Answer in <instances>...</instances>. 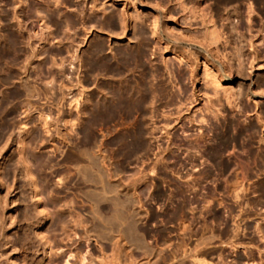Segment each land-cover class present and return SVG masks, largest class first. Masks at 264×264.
<instances>
[{"label":"bare ground","instance_id":"1","mask_svg":"<svg viewBox=\"0 0 264 264\" xmlns=\"http://www.w3.org/2000/svg\"><path fill=\"white\" fill-rule=\"evenodd\" d=\"M16 1L17 0H0V3H2V5L3 4L5 6L10 5L8 9L12 10V12L9 13L3 8L4 10L2 9L0 12V82H5V84L6 82L7 83L9 82L10 84H12L13 83L12 80L14 79H11V78L15 77L17 79V84L19 87H17L14 93L16 96H22L23 98L21 99L22 100L21 107H23L24 109L23 119H25V121L27 122L30 121L32 115L37 111L34 105V102H33V97L36 94H39L38 92L39 86L37 87L38 83L35 84L33 77L36 76L35 80L37 81L38 79L39 80L41 79V76L44 77L43 74H46V75L48 74L47 76L45 75V77L50 76L49 80L43 78L46 81L42 82L44 83L43 85H45L43 87L46 93L49 90L54 89L56 87V86L54 87V85H57L56 88L59 92L57 93L58 99L54 106L56 116L54 118H51L46 113H39L38 121L40 123V127L42 128V131L46 133L48 136V139H47L48 141L46 140L48 144L46 142L45 143L47 145H50V150L55 152L58 149L56 143L68 144V142H70L72 135L75 132L74 130L79 129L80 131L77 130L76 132L79 133V134L77 133L78 135H81V139H82L81 144L83 146L81 147L79 146L81 144H78V145L75 144L76 146H79V147L75 148L70 154L66 155L67 156L66 158L68 159V161L73 163L74 166L76 167L75 172L78 174H81V176L84 173L86 174L94 173V175L96 174L97 175V176L95 175L97 178L96 184L101 185L99 186L101 188L105 187L104 185H108L107 187L109 188H111L110 186H114L115 188L120 187V189L123 190V192L122 191L121 192L124 194H127L126 192H130L131 195L134 197L132 199L129 194V197L132 200H134L133 202L134 205H131L132 203L130 205L131 207L133 206V208L135 209L134 210L136 212L135 217L138 215L141 216L142 219L145 221L144 223H146V225L148 224L152 225L153 224L152 222L158 221L159 224L158 225L156 224V229L152 230L151 228L148 227L149 225L145 227L144 230L142 229L143 233L141 235L143 236L140 239L142 243L141 249L143 250L142 256L144 253V257H141V258H144V261L142 262L140 261L143 259H140L138 261H140L141 263L145 262V264H211L210 260L213 258H217V259H220L219 260L220 262H222V263L219 262L220 264H223L225 261H227L229 264H264V230L262 229V227H264L262 226L264 225V217H260L259 214L256 215L255 213L254 214L256 216H254V214H251L252 216H249L250 211L247 208L248 206L247 203H249L250 201L247 198L248 201L245 202V199H244L246 198L245 196L249 190V187H251L249 183L247 182L243 183L242 182L243 179L235 177V179L231 183H227L226 185H224L223 183H225L224 181L225 178L224 179L221 178V180L224 181L222 183V187L224 186L222 189L226 190V192L225 191L224 192L225 194H227L226 196L229 195L228 198H230L231 200V202L230 200H228V203H229L228 204L226 203V201L224 202L220 196L217 197L218 194L216 193L217 194L216 195L214 192L215 188H212L210 186L213 184L211 183H209V185L205 184L206 183L205 177L208 176V173H210V171L204 172L203 171L205 170L204 167H203V170L200 169L197 171L196 163L198 162H195V161L198 160L196 158L198 156L197 155L195 156V154L193 153L194 154L193 156H195L196 158L195 159V158H192V156L188 154L190 153L189 150L191 148H194L196 150V153L197 151H200V153L199 152L198 153L201 158L204 156V158L208 157L211 160L213 158L215 160L218 159L216 163L219 165L220 168L221 167L226 168L228 167L227 165L229 164L233 165L235 163H238L239 157H240L238 156L239 153L242 154L243 152L246 151L247 148L245 144H243V141L241 142V140L239 141L238 139L239 138L238 133L242 130L243 127L239 128L241 130L237 128L235 122L238 120V117L236 116L237 120L234 121L235 120L233 117L234 112H238L237 114H241L239 112H245L247 113L246 115L251 113L252 115L255 116V119H256L255 121L257 122V124L261 127V129L264 130V118H263L264 115L262 116L261 113H258V108H259L258 104H260L261 102L260 100H263L264 98V86L262 87V89H260L261 87L259 88L258 85L260 86L264 85V82L261 80L260 81L258 80L259 82H258L257 87L259 89L257 88L254 89L252 87H249L245 85L244 82L242 81H238L233 88L226 87L224 85L220 87L219 85V82H222L223 80L229 82L231 74L232 75L236 74V76L242 75L241 78L245 79L247 78V75L252 73L253 70H256V68L252 66L253 64L252 59L249 62H247V65L243 62L242 57H241L242 56L241 49H243L244 47L240 49L238 48L239 50L237 48H236L237 50H234L233 49L234 47H231L234 50L231 52H234L232 56H234L233 58L236 60V62L231 63L230 61L232 58L228 59L229 57H227L226 59L227 61L226 63H224L225 60L223 61V58L225 57L223 56L225 55H223L224 53L222 54L223 51L219 54L218 53L219 47L217 45L214 44L213 46L212 43L208 44V41L211 42L210 40L216 39L215 41H217L218 39L220 41V38L225 39V36L223 35L224 32H221L222 31L221 29H219L221 31H217V27L216 29H214L212 26H210V23H213V22L210 19L211 18L209 14L210 12L208 13V10H207L209 7L207 6L206 0H191L193 4H192V7H190V9L184 7L185 3L183 0H167L166 2L168 4L170 3L173 9L176 7H179L180 11H182L181 16L178 18L182 22V26L174 27L168 24L165 26H162L160 17H158V15H152L149 22L147 23V26L149 27L150 34L154 37L153 40H151L146 35L145 27L141 26L142 17L141 15L138 16L140 12H138V14L136 13L137 15L134 14V16H132V15H128V12H127L128 10L126 11L124 8H122L119 14L112 15L111 12L109 13V11L107 12V10L104 11V8L102 10L98 8L97 6L98 0H74L73 2L75 3V5H77L78 10L76 9L75 11V8L72 10L76 12V15L78 16V18L80 17V19L82 20V21L80 20L82 25L83 23H85L84 22L85 18L87 20L88 15H91L90 18L88 17L89 18L88 22L89 21L91 22V26L88 28H91V27L92 29L93 27L95 28V26H92L95 23L96 28L98 26L97 29L103 30V27L106 25L109 27V31H107L108 29L106 30L107 37L109 39L115 38L118 41V43H120L117 46V48L114 50L113 48L116 46H113L112 48L111 44H106L104 41L98 40V41H95L91 45V47L86 49V51L84 50L83 54H81L83 50L80 53L81 45L87 39L91 30L88 29L89 30L88 31L85 29L86 27L84 28L83 26V29H85V30L81 29L82 32L84 33L82 35L83 37L82 36H81L82 38L76 37L75 39V34H77L75 29H77L78 27L81 28L80 26H82V25L80 26L77 25L80 22L76 21L78 23H75L74 18L72 21V19H70L71 17H67L70 20H68L67 18H64L63 20L66 19L64 22L63 20L57 18L59 17V14L55 15L57 12H55L54 14L51 11L50 15H47L49 14L48 12H50L51 8H49L48 4H46L47 2L46 0H41V3L43 4V7L45 8V10H49L47 13L44 12L45 15H43L44 17L47 15L46 21H49L52 24L54 23L55 24L54 26L56 27V30L58 33L61 32V34H63L62 31H64V34H65V32H67L65 34L66 38L65 39L64 37L62 38L64 39V43L66 44L64 46H66L65 48H66L67 58L64 57L65 54L63 56L62 55L57 56L59 62L57 61L58 63H56L55 61H53L54 60L53 56H50L51 55L50 54L49 57L50 58L52 57L51 59L48 57V60L50 59L49 60L50 64L49 62L45 61L47 62L46 64H48V66L44 63V61L41 63V60H42L41 58L39 59L40 61L38 60L39 62L36 65L34 63V65L31 66L32 61L34 59L37 60L36 58L39 57L38 53L42 49H45V47L43 48V45L41 44L40 45L35 44V38H38V37L32 35L30 28H29L30 30L29 31L28 28L23 23V21L20 22V19L17 17V15H15V12L13 11V9H10V8L15 7V5H13L14 7L13 6L11 7V5L14 4ZM111 1H112V4H115L114 0H111ZM232 1L233 0H224L223 4H229V3H232ZM101 4L103 3L102 2L99 3V5ZM31 6H32V9H34L33 10L34 12L36 10L43 9V8H39L40 6L39 7L37 6V8L39 9H36L35 5H31ZM31 6L30 7L27 6L28 8L26 7V9L28 10H27V14H25L26 16L24 17L27 18L28 16H30V14L28 13H31V12L33 13V11H31L32 10ZM161 8H164V6L162 5ZM249 9L251 10L250 6L248 7V10L246 11L247 17L245 19L248 32H250L251 30V26H250L251 15L250 14L252 12V11L249 12ZM37 13L38 11H36L33 14L36 15ZM98 13L100 16L96 17ZM228 13H229L228 11L225 13L226 17L224 20L226 21L225 25H227V27L231 31L233 29V24H232L233 22H231L233 21V16L230 17ZM61 14L62 13H60V15ZM161 14H163V10ZM166 14H169V16L172 15L169 7L166 8ZM196 14L200 17L199 26L198 24L197 26H193L192 20L195 19ZM76 15L74 16L76 17ZM47 18L49 20H47ZM106 18L108 19L106 20ZM140 18H141V21H139L140 25L138 26L137 20H140ZM171 20L175 22L174 18H171ZM46 21H43V25L45 26L46 30H49L50 27L47 28ZM61 21H63L64 23L63 22L61 23ZM168 22H170V20H168ZM21 23L24 24L23 26L25 27H23ZM105 29L103 30L104 32H106ZM193 29L197 30L195 31V33L196 32H197L196 34L199 33L197 36H199L200 39L203 38L202 40L205 44L204 43L200 44V42H197L199 41V39L195 40L196 43L199 44L202 48H198L194 46L193 44L195 43L194 39L199 38V37H195L196 34L191 33ZM81 30L79 31L81 32ZM40 31L42 30L40 29ZM44 31L42 33V36H40L41 38L40 39L38 38V41H36V43L39 41L40 42L43 41L42 44L46 43L45 46L47 50L48 49L47 44H49V40L51 38V35H50L51 29L49 30L50 34L48 32L44 34ZM18 34H19V37H20V34L22 35L20 37L22 39H19ZM64 34L63 36H65ZM204 40H208L207 43ZM219 41H217V43ZM56 42H59V41H56ZM247 42H248L247 48L249 50L248 52H250L251 57H254L255 55L252 54L253 45L250 43V41H247ZM179 43H181L182 45H185V44L189 45L191 48H193L192 50L189 47L190 51H194L196 49L198 52L203 53L204 58H209L210 56L215 55L220 61L219 66H218L219 68H216L214 70H210L212 67L210 68L208 66L209 59H204L202 61V66H203L202 71L204 73V79H205L204 83L205 85L207 84L209 85V87L210 86L212 87L209 89H206L207 91L204 93L206 96L204 108H203V112L202 113L200 112V116L198 115L199 117L195 116L193 118L190 116V114L181 115L182 112H185V110L181 112L182 109L180 108H181V104H183L182 95L186 93L185 91L186 89L181 88L182 86L177 87L178 80L176 81V86L174 85L175 81H173L174 83L173 85L175 86L173 87L174 90L173 89L169 91L163 90L165 89L164 86H162L163 88H160V85L156 86L153 82L155 81L154 79H156V75L160 73V71H157L156 63H153L152 61H150L149 66L146 67L144 65V59L146 58L145 50L147 49L151 51L150 52L151 54L156 55V58L158 59L157 62H160L161 66L163 67V70L168 72L167 74L170 73V75H172L171 73L173 72V76H174V74L177 73V68H175L177 64H174V61L172 60V58L175 57V58L180 59V54H177V50H176V47L180 45ZM168 44H171L170 49L167 48ZM221 47H223V45ZM168 50L171 51L170 53L173 54L174 57L172 58L165 57L166 53H169ZM53 51H55V49ZM48 52L51 53L50 51ZM45 53H47V51ZM18 56H22L23 58L22 66L20 67L19 65L18 66L19 68L17 69L14 65V67L16 68V71H15L16 73L15 72L12 73V71L9 73L6 72V70L7 71L10 70L8 67L10 66V64L7 65V63L10 62L9 57H11L15 62V61H18V60H15L17 59ZM137 63H140L142 65L141 70H143V74L140 73L142 75V79L140 78L141 75L139 76V79L136 78L137 80L133 79L134 75H132L131 77L133 78L130 79L131 77H129L128 73L131 72L132 65L137 64ZM41 64L46 65V66L45 65L42 66V67H45V69L41 67ZM53 65L55 67L54 69H53ZM222 67H224V69L227 71V74H228L227 77H224V75L220 72L223 69ZM81 73H83L84 75L83 80L81 79L82 78L81 76H83ZM32 74L35 76H32ZM130 74H132V72ZM176 75H178V73ZM51 76L53 77V79H51L52 78ZM157 77L159 76L157 75ZM54 78H56L57 80H54ZM174 78L176 77H173L172 80ZM140 79L141 81L139 82ZM10 81H12V83ZM91 81H92V84L94 83L95 89H96V95L94 94L95 97L92 100L90 99V96L89 97L86 96L85 93L87 89H85L86 85H84V84L90 83ZM226 88H229V89H226ZM74 89L77 90V93L75 94H77L78 97L80 96L79 98L75 95L73 96L74 98H72L71 94ZM219 91H220V96L218 95L219 97L218 96L216 97V95L219 94ZM93 92H95V90ZM223 95H224L223 98H225L226 100L225 105L228 106V108L232 109L233 116L231 114L229 115L228 113H225L226 106L224 107L223 105L224 102L221 104L220 101L218 100ZM82 96L86 98H83ZM184 96H186L185 98H188L186 94ZM243 96L245 97L244 98L245 101L248 103H245L244 101H242L244 100L243 98L240 99V97H243ZM81 97H82V101H81ZM192 97H194V94L192 95ZM212 97L216 98V100H213ZM163 98L164 99L166 98V100L162 101ZM186 106H184L186 110L189 109V107L188 106L186 107ZM142 110L144 111L143 117H141L142 119L141 118L139 119V121L141 122L135 129L132 128L133 127L132 124L133 122L135 123L136 120L134 121V119L131 118L133 121L130 120V122H128L129 123L128 125L132 123L131 128L134 131V134H133L134 136H132L133 132H130L131 134L128 135V132L126 130L128 126L125 128H122L125 126L124 124L125 120H128L127 117L129 116L132 117L131 115H133L136 112H141L140 115L142 116V113H143ZM12 111L13 110H11L10 106L4 105L3 102H0V116L2 118L6 119L9 116L11 117L12 113L14 112ZM187 112H189V110H187ZM60 114H63L66 117L70 118V119L68 118L65 119L66 117L64 116L65 118L63 122L65 120L66 121L63 123V127L67 126L66 128L69 127V129L65 128L61 132L59 130V127L61 129L62 127L58 125L59 127L57 128L56 126L59 123V122L57 123V121L60 118L59 116ZM137 116L135 115V118H137ZM230 116H232L234 120H232ZM185 118H187V120ZM184 119L186 120L185 122L183 121ZM136 122H138V120ZM196 122L198 124L202 123L201 125L204 126V129H201L203 127L199 125L197 128H199L198 131L200 132L196 133L198 132L196 131L195 133L194 132L192 133L190 130L191 129L190 127L193 126L194 124H197ZM118 124L124 125L121 127L123 129L121 133H118L120 131H118V129L115 128ZM187 124L190 125L188 126L190 128L189 129L190 132L187 128ZM220 125H222L224 129L221 130V132L217 130L218 140L215 144H213L211 143L209 139V135H210L209 133H211L212 130L219 129ZM249 126H248V129L250 130ZM28 127L29 126H27L25 123L23 125V130L26 131ZM260 127H257V129H255V126L252 125L253 133H250L249 135L251 136L253 134L252 136H254V133H256ZM131 128L129 127L128 130ZM152 129L153 130L155 129V131L157 130L156 132L158 133L156 134H159L155 136L154 139L158 137L160 138L158 140L163 139L165 141H163L162 143L163 145H161L160 142L157 141V139L154 140L155 142L157 141L159 143L158 145H156L157 147L156 152L155 153L153 152L155 154V155L153 154L155 158H152L151 161L150 159L149 160L147 159L148 162L144 160V162L145 161L147 162V163L145 162L146 167H147L146 171L150 173V175L147 173V177H151L152 176L151 173H153L155 167L158 168L159 165H162L163 168L168 167L170 169L168 170L170 171L171 174H172V171H174L175 169H179V167L182 164L181 162L179 163L178 160L179 161L181 160L178 158L177 156L178 154H175L174 152H176L179 149L180 150L183 149L185 151H188L187 154L185 153L186 155H189V156H186L188 158V159L186 158L187 164L190 165V169L193 166H195L193 167L194 169L196 168L195 169L196 171H194V173H197V175H195L194 173H189V171L187 170V172L184 174L185 177L183 176L184 179L186 178L184 182L185 181L187 182V177H189L188 179H190V182L192 183L191 185L189 184V186L194 189L196 185L195 183L197 181L199 182L205 181V183H203L205 185H202L201 187L198 186L200 183L197 182L199 183L197 186L200 188V190L202 188L204 191L201 190L199 192V189L194 190L191 194L192 196L191 199L189 200L183 199L182 203H178V202L176 203L172 200L173 199L172 191L170 190V192L167 193L165 191L166 188L163 189V188H160L159 186L157 188L156 183L158 181H156V179L153 178L156 181V183L153 182V179L152 181H150L149 188L146 192L145 201H142L140 200L139 196L141 193L144 192V190L142 188H140L139 190H135V187H136V184L140 181V179L144 180L143 177L140 178V176H138L139 181L135 184L137 180L135 181L132 175H129L128 177V175L124 172L125 174L120 176L121 174H118L117 170H116L117 171L116 173L115 169L117 167H119V169L120 168L125 169L128 166V163H130L129 162L130 154L133 150H137L142 147L141 150L144 149L146 154L147 153L149 154V152L147 151L153 150V148L151 150V147L149 144L142 142L144 140L140 141V139L151 140V138H153ZM237 129L239 131H237ZM116 130L118 131L117 133H116ZM236 131L238 132L237 134L235 133ZM259 132L260 131H258V133ZM26 133L27 132H25V134ZM156 134L154 132V135ZM211 134L213 135V133ZM240 135H242V133ZM213 137H216V136H213ZM22 138L20 140H23ZM258 140L259 142L262 143L264 141V138L261 137L260 135V138L258 137L257 141ZM17 142L20 145L18 148V152L21 153L23 149H25L24 146H22L24 142L23 143L22 141H17ZM87 145L91 146V149L90 147L87 148L88 147ZM84 146H86L85 148L87 149H82L84 148ZM193 152L195 151L193 150ZM247 152L248 151H246L245 153ZM25 154L24 155L22 154L21 156L19 155L18 159H16L14 163L8 164L6 167H3V164L5 163V161L3 160L4 158L2 159V162L0 161V264H3L4 262L9 263V259H10L9 253L10 252L8 254L4 253L5 252L4 249L7 243L9 242V240L8 239L5 240V238L9 237L7 233L10 230H14V232L17 231V235L13 237V239L10 241H12V243L19 244L21 246L20 248L24 250V252H22L19 255V258H20L19 260L21 264L30 263L28 262V260L31 257H33V249H35L34 247H35L36 241H38V245H39L38 249L40 251L39 250L38 251L40 252V254H42L44 258L47 257V255H49L48 252L50 253V251L52 250V248H50V244L48 241L49 239L46 238L47 236L45 237V234L43 233L41 234L39 232L37 233L36 231L37 225H34V222H32V217L37 216L35 214L36 211L35 213H33L34 208H35L34 206H36L37 204L33 205V203L35 204L36 203L35 201L39 200L38 199L39 193L35 186V181L32 176V171L30 168L31 165L28 161L29 157L28 156L26 157ZM148 154H147V157H148ZM168 154H169V158H168ZM256 154L257 153H255V155ZM1 156L2 155H0V157ZM241 157H244V156H241ZM256 157L254 156L255 160H257ZM153 159L154 161L152 162ZM11 160L12 159L10 158V162ZM80 161H85L86 164L79 165ZM200 162L202 164L203 161H199V163ZM258 162H260L259 165H262L264 169V153H263V156L261 155L260 161ZM21 164H23L21 167L22 168L21 175H20L21 177H18L20 173ZM240 166H241L240 168L244 167L242 166V164ZM246 167L244 169H246ZM256 167H257V164H256ZM193 168L192 170H194ZM260 169H258V171ZM227 170L229 171V168H227ZM262 171L263 170H261V172ZM163 172L165 173L166 171L163 170L162 172L160 171L159 173H163ZM242 175L243 176L241 178H244V174ZM154 176H156V174ZM6 177L12 178L11 183L7 182ZM179 177L182 178L181 176ZM21 178L23 180H21ZM130 178H132L134 182H132ZM161 178L163 179V181H166V182L170 181V179L165 180L163 177ZM163 181L162 183H164ZM171 181L173 182L174 180H171ZM180 181L182 182V180ZM139 184H141V181L139 182ZM263 186L260 188H264ZM215 187L217 188V186ZM219 187L221 188V183ZM172 188H175V187H172ZM191 188L190 190H188L189 188L187 189V193L192 191ZM260 188H257V190L258 189L260 190ZM103 190H105V188L104 189L102 188V191ZM179 190L181 189L179 188ZM196 191L197 193H200L201 196L205 193L203 195L205 198L198 197L200 195H197L196 198L206 199L209 196L210 199L208 198L209 199L208 202H205L208 199H206L205 201H202V202H205L206 204L202 203V205L199 207L201 210V211L199 210L200 213L198 211L200 216L197 215L198 217H196L195 215L191 213L193 218L189 217L188 219V216L186 215V207L188 206L189 208L188 210H192L195 207L198 208L197 203H195L196 202L195 196H193L194 192L196 193ZM201 192H203V194H201ZM259 192L258 194L260 195ZM118 193L120 192L118 191ZM263 193H264V189H263ZM18 194H22V196H19L20 198H18V203L21 202L22 203L21 205L23 206V211H21L20 213L23 216L24 223L21 226L18 225V218L17 220H14V214H15L14 212L17 211L18 213L19 208H20V207L18 208V204L17 205L14 204L16 201L15 198L16 196H18ZM126 196H128V194ZM35 198L38 200H36ZM34 199L35 201L33 202ZM262 199L264 200V198ZM263 200H260V201H263ZM29 201L32 202L31 204L33 205L34 208L33 207L31 208H33V211L29 207V205H26V203ZM152 201H154L155 204L157 205L156 209H154V207L152 206ZM253 201H256V200H253ZM210 202H212V204ZM250 203H253V202L251 201ZM255 203H258V202H255ZM110 204L103 203L102 205L101 204L99 205L97 203V205L100 206L99 207L100 211H103V213L105 211H108V214H109L108 215L109 219H107L108 217H106L105 219L106 214L104 213V216L102 215L103 216L102 217L101 214L99 213L98 217L100 216L102 218L101 219L99 218V221L97 219L98 224H100L101 226H105L107 224L109 225L111 224V226L113 225V227L114 225L119 226L115 228L117 230L114 233L112 232L113 230L112 231L109 230V229H112L110 228L111 226L107 228L110 232H112L109 234L106 242H104V244L109 246L111 250L110 259L107 260V263L108 264H131L132 261L129 262V259L131 257L129 254L128 239L126 238L127 236L126 234L129 230L128 227H131V229L132 228L136 229L138 226L136 227L135 221H134L135 223L132 222L130 224L131 226L128 224L129 222L128 218H131V217L128 216L130 214H127L129 212L126 211V208H124V210L120 208L122 212L116 213L115 212L116 206L113 207L115 208L113 210L116 213L115 214L111 212L112 203ZM251 207H254V206H251ZM40 210H41L39 211L40 214L44 213L40 215V217L42 218V222H43L46 219V213L42 212L44 211L43 209H40ZM109 211L112 214L117 215L118 218L120 217L119 219H121L120 220L121 222L118 221L119 219H117V217H115L112 214H111V217H112L111 219ZM134 211H132V213H134ZM6 213H8V216ZM113 216L117 219L120 225L117 224L118 222L116 224L113 223L115 221V218ZM135 217H132V218L134 219ZM190 218L193 219L194 222H192L193 220H191ZM59 222H60L59 225H62L61 220H59L57 223ZM74 222L75 224H78V225L82 224L84 227L85 224L83 223L86 221L84 218H80L79 220L75 219ZM62 226L64 228V225ZM100 232H98L99 235L103 237L104 234L102 233L103 235H101ZM65 234H66L65 237L70 240L69 235L67 233ZM73 236L74 238H76L77 237L76 233H73ZM36 237L38 240H36ZM150 237H153L152 242H150V239H148ZM96 238H97V235H96ZM89 239H90V236H85L84 240L86 241V249L88 248L87 241ZM100 250H101V247H100ZM36 252H37V249H36ZM67 256L69 257L71 256V254H68ZM42 259L43 258H41L40 261H43ZM83 259L84 258L82 256L80 259V263H82ZM221 260H224V262ZM89 261L93 262L94 260H92L91 258L89 259ZM32 262L33 261H31V263Z\"/></svg>","mask_w":264,"mask_h":264},{"label":"rangeland","instance_id":"2","mask_svg":"<svg viewBox=\"0 0 264 264\" xmlns=\"http://www.w3.org/2000/svg\"><path fill=\"white\" fill-rule=\"evenodd\" d=\"M46 1H47L46 4H48V7L53 9V10L50 9V12H48L49 10H45V8L43 7V4L41 3V0H38V1L37 0H17L14 4L11 3L12 4L11 7L13 5H15V7L13 6L15 8V10H14V8H10V9H13V11L15 12V15H17V17L20 19V22L23 21V23L28 28V30L30 28L31 34L36 36V37H38L39 39L41 38L40 36H42L43 31L46 30L45 26L43 25V21H46V17H47V15H50L51 11L54 14H55V12H57L55 15L59 14V17H57V18H59L61 20H63L64 18H67V17H71L70 19H72V21H73V18H74V22L75 23L80 22V23L77 24L78 26L82 25L81 24L82 20L80 19V17L78 18V16L76 15V12H75L76 9H77V5H75V3L73 2L74 0H60V1L59 0H49V2H48V0H46ZM114 1H115V4H112L111 0H98V3H97L98 5L97 6H98V8H100V10H102L104 8V11L107 10V12L108 11H109V13L111 12L112 15L113 14H116V15L119 14L122 8H124L126 11L128 10L127 11L128 15H132V16H134V14H136V13L138 14V12H140V14H138V16L141 15V17H142V22H141L142 25L141 26L145 27L146 35L151 40H153L154 37L150 34L149 27L147 26V23L149 22V20H150L152 15H158V17H160L162 26H165L167 24L171 25V26H174V27L182 26V22L178 19L181 16V14H182L181 12L182 11H180L179 7H176V8L173 9V7H171L170 3L168 4L166 2L167 0H114ZM183 1L185 3V4L183 3L184 7L188 8V9H190V7H192L193 3H192L191 0H183ZM101 2L103 4L99 5V3H101ZM206 3H207V6L209 7L207 10H208V13L210 12L209 13L210 17H211L210 19L214 23L215 27H214L213 23H210V26H212L214 29H216V27H217V31H221L222 30L221 32H224L223 35L225 36V39L224 38L223 39L220 38V41L217 39V41H219L218 43H217V41H215L216 39L210 40L211 42H209L208 40H204V41L206 43L208 41V44L212 43L213 46H214V44L217 45L219 47L218 48L219 49L218 50L219 54L223 51L222 54L224 53L223 55H225V56H223V57H225V58H223V61L225 60L224 63H226L227 57H229L228 59L232 58L231 61H230L231 63H233V62L235 63L236 60L233 58L234 56H232V54L234 52H231V51H234V50H237L238 48L240 49V48L244 47L243 49H241V55H242L241 57H242L243 62L247 65V62H249L252 59V63H253L252 66H254L256 68V70H253L252 73L248 74L247 78H245V79L241 78L242 75L236 76V74L235 75L231 74L229 82L228 81H224V80L222 82H219L220 87L222 85H224L226 87H232L233 88L238 81H242V82H244L245 85H247L249 87H252L254 89L255 88L259 89L261 87L260 89H262V87L264 85L260 86V85H258V82L260 80L264 82V0H236V1L233 0L232 3H229V4H223L224 0H206ZM31 5H35L36 9L43 8L45 11L43 9L42 10L40 9L41 11L40 10H36V11H38V13L35 15L33 13H35L36 11L35 12L33 11L34 9H32ZM162 5L164 6V8H161ZM27 6L28 7L31 6V9H32L31 11H33V13L32 12L28 13V14H30V16H28L26 18L24 16H26L25 14H27V10H28V9H26ZM37 6L38 7L40 6V7L37 8ZM249 6L251 7V10L249 9V12L252 11L251 14H250L251 15V20H250L251 30H250V32L247 31V25L245 23L246 22L245 19L247 17L246 16L247 15L246 11L248 10ZM8 7H10V5H8V6L6 5L5 6L4 4L2 5V3H0V12H1V10L3 8L9 13L12 12V10H9ZM167 7H169V9L171 11L172 15H170V16H169V14H166V8ZM74 8H75V11L72 10ZM162 10H163V14H161ZM227 11L229 12L228 15L230 17L233 16V21H231V22H233L232 23L233 24V29L231 31L229 30L227 25H225L226 21L224 19L226 17L225 13ZM44 12H46V13L48 12L49 14H47L44 17L43 16V15H45ZM74 12H75V14H74ZM60 13H62V14L60 15ZM31 14H32V16H31ZM74 15H76V17ZM19 16H21V17H19ZM39 16H41V17H39ZM99 16L100 15L98 13V15H96V17H99ZM88 17L90 18L91 15H88ZM88 17H87V20L85 18V21H84L85 23H83V25L80 26L81 28L78 27L77 29H75L76 32H77V34H75V39H76V37H80V38L83 37L82 35L84 33L82 32V30H85V29L86 30H88V29L91 30L89 35H88V37H87V39L81 45L80 53L83 50V52L81 53V54H83L84 50L86 51V49L91 47V45L95 41H98V40H102L106 44H111L112 48H113V46H116V47L113 48L115 50L120 43H118V41L115 38L109 39L107 37L106 34H107V31H109V27L106 26V25L105 26L107 28L105 26L103 27V30L106 28L105 31L108 29L106 32H104L103 30L97 29L98 26L96 28L95 23L94 24L92 23L93 24L92 26H95V28L94 27H93V29H92V27L88 28V27L91 26V22L90 21L88 22V20H89ZM22 18H24L25 20L22 19ZM171 18H174L175 22H173L171 20ZM70 19H68V20H70ZM107 19L108 18H106V20ZM47 20H49V19L47 18ZM65 20H63V21L65 22ZM168 20H170V22H168ZM63 21H61V23ZM76 21H78V22H76ZM139 21H141V18H140V20H137L138 26L140 25ZM144 21H145V23H144ZM192 21H193V26H197V24L199 26L200 17L196 14L195 15V19L192 20ZM59 22H60V20H59ZM24 24H22V26ZM46 24H47V28L50 27V29H51V32L49 31L50 29L44 31V34L47 33V32L51 33V34L49 33L51 35V38L49 40V44H47L48 45V47H47L48 49L46 50V46H45L46 43L42 44L43 41L42 42L39 41V42L36 43V41H38V38H35V44L36 45H38V44L40 45L41 44V45H43V48L45 47V49H42L44 52L41 49L40 50L42 52L39 50L40 51L38 53L39 57L36 58L37 60L34 59L32 61L31 66L34 65V63L36 65L40 61L39 60L40 58L42 59L41 63L44 61V63L46 64L52 58V57L51 58L49 57L50 54H51L50 56H53V59H54L53 61H55L56 63L59 62L57 56H61V55L63 56L64 54H65L64 57L67 56L66 55L67 54L66 53V48H65L66 46H64V45H66L64 43V39L66 38L65 34L67 32H65V34H64V31H62L63 34L65 35V36H63V34H61V32H59V33L57 32L56 27L54 26L55 25L54 23L52 24L49 21H46ZM25 26H23V27H25ZM83 26H84V28L85 27L86 28L83 29ZM42 27H44V28H42ZM224 27H225V29H224ZM196 28H198V27H196ZM40 29L42 31H40ZM210 29H211V27H210ZM219 29H221V30H219ZM55 30H56V32H55ZM79 30H81V32ZM111 31H113V30H111ZM195 31H197V30L193 29V31H191V33L192 34L193 33L196 34L197 32L195 33ZM32 32H34V33H32ZM17 33H18V31H17ZM198 34H196L195 37H199V36H197ZM21 36L22 35L20 34V37ZM18 37H19V34H18ZM20 37H19V39H22ZM63 37H64V39H62ZM198 39H199V41H197V42H200V44L204 43L203 40H202L203 38L200 39V37L197 38V39H194V41L198 40ZM55 40L59 41V42H56ZM230 41H231V43H230ZM247 41H250V43L253 45L252 46V50H253L252 54L255 55L254 57H251L250 56L251 55L250 52H248L249 50L247 48V46H248V42ZM220 43H221V45H220ZM179 44L180 45L176 47V50H177V54H180V59L175 58L173 56V54L170 53L171 51H169V50H168L169 53H166V55H165V57H171V58L174 57V58H172V60L174 61V64H177L175 68H177L178 75H176L177 74L176 73L173 76V72L171 73L172 75H170V73L167 74L168 72L163 70V67L161 66L160 62H157L158 59L156 58V55L151 54L150 53L151 51L147 50V49L145 50L146 51V58L144 59V65L146 67L149 66V62L150 61H152L153 63H156L157 71H160V73L159 72H158L159 74L156 73L159 77H157V75H156V79L157 80L154 79L155 81H153V82H154V84L156 86L160 85V88H163L162 86H164L165 89H163V90H166V91L167 90L169 91L171 89L174 90L173 87L176 86V81L178 80L177 81V87H181L182 86L181 88L186 89L185 90L186 91L185 94L188 97V98H185L186 97V96H184L185 94L182 95L183 96L182 97L183 98V104H181V108L180 107L179 108L182 109L181 112L183 110H185V112H182L181 115H184V114H188L189 115L190 114V116L193 117V118L195 116L199 117L200 116V112L202 113L203 112V108H204L205 97H206L204 93L207 91L206 89H209V88L212 87V86L209 87V85H207V84L205 85V83H204L205 79H204V73L202 71L203 70L202 61L204 59H209L208 66L210 68L212 67L210 70H214L216 68H219L218 66H219V62L220 61L215 55L210 56L209 58H204L203 53L198 52L196 49L194 50L195 52L197 51L196 53L194 51H190L191 47L189 45H186V44L182 45L181 43H179ZM193 44H194V46H196L198 48H202L199 44L196 43V41ZM222 45H223V47H221ZM170 46H171V44H168L167 48L170 49ZM231 47H234L233 48L234 50ZM222 48H224V49H222ZM54 49H55V51H53ZM191 49L193 50V48H191ZM46 51H47V53H45ZM48 51H50L51 53H49ZM46 55H47V57H46ZM48 57L50 58L49 60H48ZM43 58H45L46 60L43 59ZM22 59H23L22 56H18L17 59H15V60H18V61L14 62V60L11 57H9V61L10 62H8L7 65L10 64V66H8L10 70H8V71L6 70V72H8V73L11 72V71H12V73L15 72L16 68L17 69L19 68L18 67L19 65H20V67L22 66V64H23ZM45 61H47V62H45ZM13 63H15V64H13ZM16 64H18V65H16ZM49 64H50V62H49ZM14 65H15L16 68L14 67ZM44 65L41 64V67L44 66ZM46 65L48 66V64H46ZM42 68L45 69V67H42ZM54 68L55 67L53 65V69ZM141 68H142V65L140 63L133 64L132 68H131L132 74H130L131 72L128 73V74H129V77L134 75L133 76L134 78L131 77L130 79H132V78L133 79H136V78L139 79V76L141 75L140 73L143 74V70H141ZM222 68H221L222 70L220 72L224 75V77H227V75H228L227 71L224 69V67H222ZM35 70H34V72H35ZM81 74L83 75V73H81ZM81 74H80V76H81ZM43 75H44V77L41 76L40 80H42L43 78L47 79V80L50 79V76L49 77H45L46 74H43ZM168 75H170V76H168ZM32 76H35V75L32 74ZM35 77H33V78H34L35 84L38 83L37 87L39 86V91H38L39 94H36L33 97V102H34V105H35L36 110L38 112L36 111L32 115L30 121H28V122L25 121V119H23V110L24 109H23V107H21V104H22L21 103L22 102L21 99H23V98H22V96H16L15 93H14L15 90L17 89V87H19L18 84H17V79L15 77L11 78V79H14V80H12L13 83H12V81H10L12 84H10L9 82L8 83L6 82V84H5V82H0V102H3L4 105L10 106L11 110H13L14 112L16 111L15 113L12 111L13 113L11 112L12 113L11 117L9 116L6 119H4V118H2L0 116V153H1L0 155H2L0 157V159H1L0 161L2 162V159L4 158L3 160L5 161V163L3 164V167H6L8 164L14 163L16 161V159H18L19 155L21 156L22 154L24 155L26 153L25 156L29 157L28 161H29V163L31 165L30 168H31V171H32L33 179L35 181V186H36V188L38 190V193H39L38 199L40 200V202H39L38 199L35 198L36 200H38V201H35V199L33 200V202L34 201L36 202L35 204L33 203V205L37 204L36 206H34L35 208L33 207V205L31 204L32 202H30V201L27 202L26 205H29L30 208L31 207L34 208V212L33 213H35V211H36L35 214L37 216H33L32 217V222H34V225H37V227H36L37 233L38 232L40 234L43 233V234H45V237L47 236L46 238L49 239L48 241H49V244H50V248H52V250L50 249L51 250L50 253L48 252L49 255H47V257L44 258L42 256V254H40V252H39L40 250L38 249L39 248L38 241H36L35 247H34L35 249H33V257H31L29 259L30 261L28 260V262H30V263H27V264H106L107 260L110 259L111 250H110L109 246L104 244V242H106V240H107V238H108L110 233L116 232L117 229H115V228L119 227V226L114 225V227H113V225L111 226V224L110 225L107 224L108 226L107 225L101 226L100 224H98L97 219L99 221V218L101 219L104 216V213L107 215V216L105 215V219H106V217H108L107 219H109L108 211H105L104 213H103V211H100V208H99L100 206L99 205L100 204L102 205L103 203H109V204L112 203V209H111L112 211L111 210L110 211L113 212V213H115V212L116 213L117 212L121 213L122 210H124V208H126V211L129 212L127 214L131 215V216L128 215L129 217H131V218H128V221H129L128 224L130 225L132 222H134V221L136 222L135 225H136V227L138 226L139 228L137 227L136 229H133V228L131 229V227H128L130 231L128 230V232L126 234L127 235L126 238L128 239L129 254H130V257H131L129 259V262L132 261L131 264H140L142 261H144V258H141V257H144V253H143V256H142L143 250L141 249V246H142L141 244L142 243H141V239H140L143 236V235H141L143 233L142 229L144 230L145 227H147L149 224L146 225V223H144L145 221L142 219L141 216L138 215V216L135 217V215H136V212L134 211L135 209L133 208V206L131 207V205H134L133 204L134 200H132L134 197L131 195L130 192H126L128 194V196H126L127 194L122 193L123 190L120 189V187H116L117 188L116 189L114 186H110L111 188H109V187H107L108 185H104L105 187H102V188L103 189L105 188V190L102 191V188L99 187L101 185H97L96 184V181H97V178H96L97 175L96 174H95L96 175L95 176L94 173H92V174L91 173H87V174L84 173L81 176V174H78V173L75 172V168L76 167L74 166L73 163L68 161V159L66 158L67 157L66 155L70 154L75 148H77L79 146H81V147L83 146L81 144V140H82L81 139V135H78L79 133L76 132L77 130L80 131L79 129H75L74 130L76 133L73 131L75 135L72 133L73 135H72V137L70 139V142H68V144L56 143L57 148H58L57 151L54 152V151L50 150V145H47L48 144V142H47L48 141L47 140L48 136H47L46 133H44L42 131V128L40 127V123H39L38 119H39V113H46L51 118H54L56 116L55 115L56 112H55L54 106H55V104L57 102V99H58V94L57 93L59 91L56 88L57 85H54V87L55 86L56 87L54 89L49 90L46 93L45 89L43 87L45 85H43L44 83H42V82H44L46 80L43 79L42 81H40L38 79L36 81ZM81 77H82L81 79L83 80L84 75L81 76ZM173 77H176V78H174L172 80ZM140 78L142 79V75L140 76ZM51 79H53V77ZM141 79L139 80V82L141 81ZM54 80H57V79L54 78ZM173 81H175L174 82L175 84L173 83ZM84 85H86L85 89H87L86 93H85L86 96L87 97L90 96L91 100L94 99V97L96 95V89H95L94 83L92 84V81H91L90 83L84 84ZM257 85H258L259 88L257 87ZM226 89H229V88H226ZM94 90H95V92H93ZM75 93H77L76 89H74L72 91V94H71L72 98H74L73 97L74 95L77 96V94H75ZM87 93H89V94H87ZM90 94H92V95H90ZM193 94H194V97H192ZM218 95L220 96V91H219V94L216 95V97ZM46 96H47V98H46ZM82 97H81V101H82ZM223 97H224V95L220 97L221 99L220 98L219 99L217 98V99L220 101L221 104L224 102L223 105L225 107L226 106L225 105L226 104V100ZM83 98H86V97H83ZM241 98L244 99L245 97L243 96V97H240V99ZM47 99H49V100H47ZM164 100H166V98L162 99V101H164ZM213 100H216V98H213ZM185 101L188 102V103H186ZM242 101H244L245 103H248V102L245 101V99L242 100ZM260 101H261L260 104H258V107H259L258 108V113H261V115L263 116L264 115V98H263V100H260ZM184 102H185V104H184ZM158 103H159V101H158ZM186 104L189 107V109H187V110H189V112H187L186 108L184 107V106H186ZM225 113H228L229 115L230 114L232 115L233 112H232L231 108H228V106H226V112ZM237 113L238 112H234V114H233L234 116L232 115L235 120L233 119L232 116H230V118L232 120L236 121L237 117H238L239 121L237 120L235 123H236V126H237L238 129L243 127L242 130L239 129V130H241L240 132L242 133V135H240L241 134L240 132L239 133L237 132V131H239L238 129H237V131L235 133L236 134L238 133L239 141L240 140H241V142L243 141V144H245V146L247 148L246 151H248L247 153H245L246 151L243 152L242 154L239 153L238 156H240V157H239L238 163H235L233 165L229 164V165H227L228 167H226V168H224V167L220 168L219 165L216 163V161L218 159L215 160L213 158L211 160L208 157L207 158L205 157L206 158L205 159L204 156L201 158L199 156L200 151H197V153H196V150L194 148L190 149L192 152L189 150L190 153H188V151H185L183 149L182 150L179 149V150H177L174 153L178 154L177 156L181 160V161L178 160V162L179 163L181 162V164H182L180 166L181 168L179 166H177V167H179V169H175L174 171H172V174H173L172 175L170 173V171H169L170 169L168 167L163 168L162 165L158 164L160 167L159 166H158V168L155 167V169L153 171V173H155L156 176H154L155 174L151 173L152 176L151 177H147V173L150 175V173L146 171L147 170L146 163L148 162L147 159L148 160L150 159V161H151L152 158H155V156H154L155 154L154 153L156 152V148H157L156 145L159 144L157 141H159L161 145H163L162 143H163V141H165L163 139L162 140H158L160 138L157 137V138H155V139H157V141H156L157 143H156L154 141L155 140L154 137L159 135V134H156V133H158V132H156L157 130L155 131V129L154 130L152 129L153 138H151V140H149V139H146V140L145 139H140V141L144 140V141H142L143 143L149 144L150 147H151V150L153 148L152 151H147V152H149V154L147 153L149 158L147 157V154L144 151V149L141 150L142 147L137 149V150H133L131 152V154H130V158H129V162L130 163H128V166L125 169H123V168L119 169V167H117L115 169V171L117 170L118 174H121L120 176L124 175L125 173L128 175V177H129V175H132L133 178L135 179V181L137 180L135 182V184L139 181V177L138 176H140V178L143 177L144 180L140 179L141 184H139V182H140L139 181L136 184V187H135V190H139L140 188H142L144 190V192H143L144 194L141 193L142 195L140 194V196H139L140 200L145 201L146 192H147V190L149 188L150 181H152V179L155 178L156 181H158L157 182L158 184L156 183V181L154 179H153V182L156 183L157 188H158V186L160 188H163V189L166 188L167 190L165 189V191L167 193L170 192V190H171L172 194H173V196H172L173 199L172 200L174 202H176V203L177 202L178 203H182L183 199H185V200L191 199L192 198L191 194H192V192L194 190H198L199 189V192L201 190L204 191L202 188L200 190V188L198 186L201 187L202 185H205V184L209 185V183L213 184V185H210V186L212 188H215L214 192H215V194L216 193L218 194V195L216 194L217 197L220 196L221 199H223L224 202L226 201V203H228V200H230V198H228L229 195L226 196L227 195V194H225L226 190L222 189L224 187V186L222 187V183L225 181V183H223V184L226 185L227 183H231L235 179V177H238L240 179H243V181L241 180L243 183L247 182L251 186V187H249V190L246 193V196H245L246 198H244L245 202L248 201V200L250 202L251 201L253 202V203H250V202L247 203L248 204L247 208L250 211L249 212V214H250L249 216H252L251 214L255 213L256 215L259 214L260 217H264V200L262 199V198H264V193H263V189L264 188H260V187H262L264 185V184H262V183H264V182H262V181H264V179H263L264 178V174H263L264 173V169H263L262 165H259L260 162H258V161H260L261 155L263 156V153H264V143H263L264 141L262 143L259 142V140L257 141L258 137L260 138V135H261V137L264 138V130L261 129V127L257 124V122L255 121L256 120L255 116L252 115L251 113H249L248 115H246L247 113H245V112H239L241 114H237ZM63 114L59 115L60 118L58 119L57 123L59 122L60 124L58 123L56 125L57 128L59 126L62 127V129L59 127L60 132L63 131V129H65L67 127V126L63 127V123L66 121L65 120L63 122L64 118L66 117ZM137 114H138V116H137ZM140 114H141V112H136V113L133 114L134 116L131 115L132 117H130V116L127 117L128 120H125L127 125L124 122L125 126L123 124H118L120 127L117 125L115 128H117L118 131H120V132H118L116 130V133L117 132L121 133L123 131L122 128H125V127L128 126L127 129H126L127 132H128V135L131 134L130 132H133L132 136H134L133 135L134 131L132 130V128L135 129L140 124L141 121H139V119L141 117H143L144 111L142 113V116ZM135 115L137 116V118H135ZM72 117H74V116H72ZM9 118H10V120H9ZM67 118L68 117H66L65 119H67ZM131 118L134 119V121L138 120L139 123L136 122V121H135V123L133 122V124L131 123L133 125V127H132L131 124H130L131 126L128 125L129 124L128 122H130V120L133 121ZM68 119H70V118H68ZM185 119L187 120V118H185ZM185 119L183 120L184 122L186 121ZM24 122L26 123L27 126H29L26 131L23 130V125L25 124ZM10 123H12V124H10ZM134 124H135V126H134ZM201 124L202 123L194 124L193 125L194 127L193 126L190 127L191 129L188 127L190 125L187 124V128H188V130L190 129L192 133L193 132L195 133L199 129L197 127L199 125H201ZM249 125H251V126H249ZM252 125L255 126V129H257V127H260V128H259V130H257V132L255 131L256 133H254V136H252L253 135L252 134L251 135L252 137H251L249 134L253 133ZM122 126H124V127H122ZM248 126L250 127V130L248 129ZM129 127L130 128L132 127V128L128 130ZM201 127H203L201 129H204V126L201 125ZM66 129H69V127L66 128ZM219 129L212 130L211 133H213V135L211 133H209L210 134L209 135V139H210L211 143H213V144H215L217 142V140H218V132H217V130L219 132H221V130H223L224 128L222 127V125H220ZM190 130H189V132H190ZM24 131L27 132V133L25 134ZM258 131H260V132L258 133ZM154 132H155L156 135H154ZM199 132L200 131H198L196 133H199ZM214 132H215V134H214ZM179 133H180V131H179ZM255 134H257L258 137ZM213 136H216L217 138L213 137ZM22 137H24V138H22ZM21 138L23 140H20ZM39 139H41V140H39ZM17 141H22V143L24 142L23 145L22 144L21 145L24 146L25 149H23V151L21 153L18 152V148H19L20 145L18 144ZM79 141H80V143H79ZM148 141H149V143H148ZM75 144L76 145L81 144V145L76 146ZM258 146H259V148H258ZM85 147L86 146H84V148H82V149H87L89 147L91 149V146H88L87 148H85ZM192 149L195 152H193ZM142 152L143 153L145 152L144 154L146 155L147 158L145 157V155ZM150 152H152V153H150ZM185 153L186 154L188 153L189 155H191L192 158H195V156L197 155L198 157H196V158L198 160H196L195 162L199 163V161H203L202 164H201V162L199 163L200 165L198 163H196L197 164V167H196L197 169L196 168L195 169L197 171L200 170V169L203 170V167L205 168V170H203L204 172L210 171V173L207 172L208 176L205 177L206 183H205V181L204 182L197 181L201 185L199 183H197V182L195 183L196 184L195 185L196 189L195 188L193 189V188H191L189 186V184L190 185L192 184L190 182V179H188L189 177H187L188 184H187L186 181L184 182V180L186 179V178L184 179V177H185L184 174L187 172V170L189 171V173H194V171H196L193 168L195 166L192 167L194 170H192V168L190 169V165L187 164V159L188 158L186 157V156H189V155H186ZM193 153L195 154V156H193L194 155ZM255 153H257L256 154L257 157H256ZM259 155H260V157H259ZM241 156H244V157H241ZM254 156L256 157L257 160H255ZM10 158L12 159L11 162H10ZM168 158H169V154H168ZM144 160H146L147 162L145 161L146 162L145 163ZM214 160H215V162H214ZM153 161H154V159L152 160V162ZM245 161H247V162H245ZM255 161H257V162H255ZM80 164H86V162L85 161H80L79 165ZM241 164H242V166H244V167H242L243 169L240 168ZM256 164H257V167H256ZM22 165L23 164L20 165V173H19L18 177H21L20 175H21V170H22L21 167H22ZM218 167H219V169H218ZM231 167H232V169H231ZM245 167H246V169H244ZM227 168H229V171L227 170ZM162 169L164 171H166L167 173L166 172L165 173L164 172L163 173H159L160 171L161 172L163 171ZM189 169L192 170L193 172L190 171ZM258 169H260V170L258 171ZM144 170H145V172H144ZM180 170H181V172H180ZM261 170H263V171L261 172ZM117 171H116V173H117ZM179 173H180V175H179ZM158 174H160V175H158ZM194 174L197 175V173H194ZM194 174H193V176H194ZM242 174H244V178H241L243 176ZM160 176L163 177L165 180H169L170 179V181L169 182L168 181L167 182L163 181V179ZM179 176H181L183 179L180 178ZM245 176L247 177V179H246ZM159 178H160V180H159ZM221 178H223V179L225 178L224 181H222ZM6 179H7V182L11 183V181H12L11 177H6ZM130 179L132 180V182H134L132 178H130ZM21 180H23V179L21 178ZM171 180H174L175 183H174V181L172 182ZM180 180H182V182ZM162 181L164 183H162ZM171 182H172V184H171ZM214 182H216V183H214ZM159 183H161V184H159ZM203 183H205V184H203ZM220 183H221V188L219 187ZM173 185H175V186H173ZM214 185L217 186V188ZM172 187H175V188H172ZM112 188H113V190H112ZM179 188L181 190H179ZM190 188H191L192 191L187 193V189L190 190ZM257 188H260V190L259 189L257 190ZM116 190H118L120 193H118V191H116ZM261 190H262V192H261ZM23 192H24V190H23ZM100 192H102V193H100ZM258 192L260 193V195L258 194ZM196 193H197V191H196ZM196 193L194 192V194H196ZM129 194H130L132 199L129 197ZM194 194H193V196H195V201H196L195 203H197L198 208L195 207L192 210H188L189 209L188 206L186 207V215L188 216V219H189V217L193 218L192 214L195 215L196 217H198L197 215L200 216L199 213H200L201 210H200L199 207L202 205V203L206 204L205 202H208L209 199H210L208 195L207 196H208L209 199L206 198L208 200L203 199V198H205L203 196L205 193L203 194V192H201V194H203L202 196L200 195V193H197L196 195H194ZM256 194H258V195H256ZM188 195H189V197H188ZM197 195H200L198 197H203V198H196ZM19 196H22V194H18V196H16V198H15L16 201H15L14 204L15 205L18 204V208L19 207L20 208H19V212L18 213H17V211L14 212L15 213L14 214V220H17V218H18V225L21 226L24 223V219H23V216L20 213L21 211H23V206L21 205L22 204L21 202L18 203V198H20ZM247 198H248V200H247ZM253 200H256V201H253ZM260 200H263V201H260ZM202 201H205V202H202ZM37 202H39V203H37ZM230 202H231V200H230ZM255 202H258V203H255ZM97 203L99 205H97ZM210 203L212 204V202H210ZM152 206L154 207V209H156V207H157V205L155 204L154 201H152ZM251 206H254V207H251ZM113 207H115L116 209L113 208ZM33 208H31L32 211H33ZM40 209H43L44 211H42V212L46 213V219L43 222H42V218L40 217V215H42L44 213L41 212L42 214H40L39 213V211H41ZM114 209H115V212L113 211ZM110 211H109L110 218L112 219V217H111L112 213ZM132 211H134V213H132ZM198 211H199V213H198ZM37 213H39V214H37ZM99 213L101 214V216L102 215L103 216L102 217H100V216L98 217ZM131 213L134 214V215H132ZM6 214L8 216V213H6ZM115 214H112V215H114L115 217H117V219H119L120 217L118 218V216L115 215ZM255 214H254V216H256ZM132 217H135L134 218L135 220ZM80 218H84L85 221H86V222L83 223V224H85L84 227H83L82 224L78 225V224H75V222H74L75 219L79 220ZM117 219L115 218V221L113 223L116 224L118 221L121 220V219H119L117 221ZM59 220H61L62 225H64V228H63L62 225H59L60 222L57 223ZM191 220H193V219H191ZM107 221H109V220H107ZM192 222H194V220ZM152 223L153 224L149 225L148 227L151 228L152 230H154V229H156V224L158 225L159 223H158V221L157 222L154 221ZM117 224L120 225L119 222ZM262 226H264V225H262ZM108 227L112 228V229H109L110 231H112V230L113 231L110 232L107 229ZM99 228H100V230H99ZM262 229L264 230V227H262ZM100 231H102V232H100ZM98 232H100L101 235L104 234V236H103L104 238L101 237ZM65 233H67L69 235L70 240L65 237V235H66ZM73 233H76V236H77L76 238H74ZM7 235H9V237L5 238V240L8 239L10 243L8 242L7 245L5 246V249H4L5 252L4 253L8 254L10 252L9 253L10 259H9V263L8 262L7 263L4 262L3 264H21V262L19 260L20 259L19 255L22 252H24V250H22L20 248L21 246L19 244H15V243H12V241H10V240L13 239V237H15L17 235V231L14 232V230H10L7 233ZM96 235H97V238H96ZM85 236H90V239L87 241V244H88V248L87 249H86V241L84 240ZM105 237H106V239H105ZM148 239H150V242L153 241V237H150ZM36 240H38L37 237H36ZM101 240H103V241H101ZM100 247H101V250H100ZM36 249H37V252H36ZM68 254H71V256L68 257L67 256ZM82 256H83L84 259H83L82 263H80V259H81ZM41 258H43L42 259L43 261H40ZM91 258H92V260H94L93 262L89 261V259H91ZM140 259H143V260H140ZM138 260H140L141 262L138 261ZM31 261H33V262L31 263ZM34 261H35V263H34ZM141 264H145V262H143Z\"/></svg>","mask_w":264,"mask_h":264},{"label":"flooded vegetation","instance_id":"3","mask_svg":"<svg viewBox=\"0 0 264 264\" xmlns=\"http://www.w3.org/2000/svg\"><path fill=\"white\" fill-rule=\"evenodd\" d=\"M211 260H212V261H211ZM211 260H210L211 264H212V263H213V264H215V263L217 264V262H218V264L222 263V262L219 261L220 259H217V258H213V259H211ZM216 261H217V262H216ZM221 261L224 262V260H221ZM219 262H220V263H219ZM226 262H227V261H225L224 263H225V264H229L228 262H227V263H226ZM224 263H223V264H224Z\"/></svg>","mask_w":264,"mask_h":264}]
</instances>
